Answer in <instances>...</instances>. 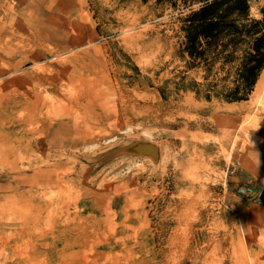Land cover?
<instances>
[{"label":"rangeland","instance_id":"obj_1","mask_svg":"<svg viewBox=\"0 0 264 264\" xmlns=\"http://www.w3.org/2000/svg\"><path fill=\"white\" fill-rule=\"evenodd\" d=\"M198 6L0 0V264H264V66L227 99Z\"/></svg>","mask_w":264,"mask_h":264},{"label":"trees","instance_id":"obj_2","mask_svg":"<svg viewBox=\"0 0 264 264\" xmlns=\"http://www.w3.org/2000/svg\"><path fill=\"white\" fill-rule=\"evenodd\" d=\"M199 6L186 18L184 51L193 59L224 54L233 63L242 49L244 56L237 67L240 83L224 96L233 101L246 99L264 66V18H250V0H198ZM226 39V42H222ZM209 97V96H208Z\"/></svg>","mask_w":264,"mask_h":264},{"label":"bare ground","instance_id":"obj_3","mask_svg":"<svg viewBox=\"0 0 264 264\" xmlns=\"http://www.w3.org/2000/svg\"><path fill=\"white\" fill-rule=\"evenodd\" d=\"M253 8V7H252ZM260 81V80H259ZM264 84V76L261 79V81L259 82L258 86H257V91H259V89L261 88V86ZM255 94V93H254Z\"/></svg>","mask_w":264,"mask_h":264}]
</instances>
